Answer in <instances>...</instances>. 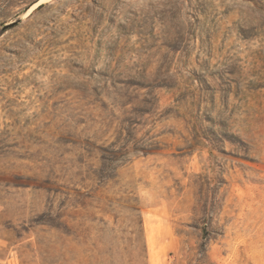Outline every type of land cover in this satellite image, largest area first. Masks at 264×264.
<instances>
[{
    "label": "rangeland",
    "instance_id": "1",
    "mask_svg": "<svg viewBox=\"0 0 264 264\" xmlns=\"http://www.w3.org/2000/svg\"><path fill=\"white\" fill-rule=\"evenodd\" d=\"M0 264H264V0H53L0 34Z\"/></svg>",
    "mask_w": 264,
    "mask_h": 264
},
{
    "label": "water",
    "instance_id": "2",
    "mask_svg": "<svg viewBox=\"0 0 264 264\" xmlns=\"http://www.w3.org/2000/svg\"><path fill=\"white\" fill-rule=\"evenodd\" d=\"M40 0H35L34 2H32L31 4H29L28 6H27V8L17 17V19L16 20H14V21H12V22H9V23H6V24H4L3 26H2V28H1V31H0V34H3L4 32H6L7 30H9V29H11V28H13L14 26H16L17 24H19L24 18H26V17H24V14L26 13V12H28L30 9H31V7L34 5V4H36V3H38ZM50 1H53V0H47V1H45V2H43V3H41V4H39L35 9H37V8H39L41 5H43V4H45V3H48V2H50ZM34 9V10H35ZM33 10V11H34ZM31 14V12L29 13V15ZM28 15V16H29Z\"/></svg>",
    "mask_w": 264,
    "mask_h": 264
},
{
    "label": "bare ground",
    "instance_id": "3",
    "mask_svg": "<svg viewBox=\"0 0 264 264\" xmlns=\"http://www.w3.org/2000/svg\"><path fill=\"white\" fill-rule=\"evenodd\" d=\"M45 1H47V0H40L38 3H36V4H34L32 7H31V9L28 11V12H26L25 14H24V17H27L28 15H29V13L30 12H32L39 4H41V3H43V2H45Z\"/></svg>",
    "mask_w": 264,
    "mask_h": 264
}]
</instances>
